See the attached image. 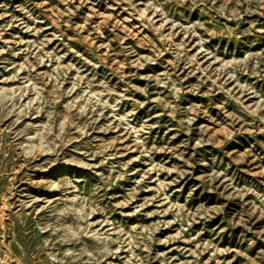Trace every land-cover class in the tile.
<instances>
[{
	"label": "rangeland",
	"instance_id": "374dc122",
	"mask_svg": "<svg viewBox=\"0 0 264 264\" xmlns=\"http://www.w3.org/2000/svg\"><path fill=\"white\" fill-rule=\"evenodd\" d=\"M0 264H264V0H0Z\"/></svg>",
	"mask_w": 264,
	"mask_h": 264
}]
</instances>
